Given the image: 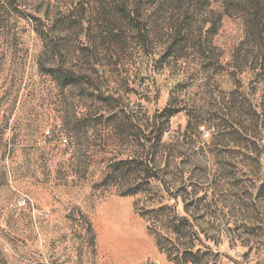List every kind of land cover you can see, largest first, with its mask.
Returning <instances> with one entry per match:
<instances>
[{"label": "rangeland", "instance_id": "1", "mask_svg": "<svg viewBox=\"0 0 264 264\" xmlns=\"http://www.w3.org/2000/svg\"><path fill=\"white\" fill-rule=\"evenodd\" d=\"M250 4L0 0V264H175L149 234V184L103 182L130 160L152 162L179 215L203 199L187 208L211 263L264 264Z\"/></svg>", "mask_w": 264, "mask_h": 264}, {"label": "trees", "instance_id": "2", "mask_svg": "<svg viewBox=\"0 0 264 264\" xmlns=\"http://www.w3.org/2000/svg\"><path fill=\"white\" fill-rule=\"evenodd\" d=\"M250 5H252V13L250 15L253 22L252 28L257 33L255 35L260 39V43H264V0H251ZM165 112L167 113V111ZM164 128V124L158 127V134L160 136ZM154 146L156 145H152L151 147ZM138 164L142 165L141 169H145L144 171L149 170V172H144L149 173V181L142 180L143 182H139L142 174L138 178L131 177L139 167ZM143 165L144 162L136 160L118 162L110 167V171L106 174L103 182L105 186L119 181L123 185L127 184L130 188L128 191L122 193L123 196H135L142 193L145 191V188H142L145 183L149 184V234L155 239L160 253L165 254L170 262L175 264H217L210 261L212 257L210 248L206 247L207 252H203V249L200 248V246H203L200 238L201 233L207 235V233L201 230L200 224H198V220L203 218L204 215L198 216L199 218L192 216L187 208V206L201 203L203 199L198 198V200H195V196H192L196 195L195 192L189 193L191 197L188 201L190 202L184 206V211L189 217L179 215L174 207H171V209L164 203V201L168 200L169 196L167 190L162 188L161 183L158 187L155 186L156 182H158L154 180L156 179L155 166L150 161L149 167ZM181 189H177L176 194H172V196L174 200L181 199L183 203H186L184 202L186 201L184 196L180 194L183 191ZM184 191L187 193L186 190ZM199 212H197L198 215ZM207 239L210 240L211 238Z\"/></svg>", "mask_w": 264, "mask_h": 264}, {"label": "built area", "instance_id": "3", "mask_svg": "<svg viewBox=\"0 0 264 264\" xmlns=\"http://www.w3.org/2000/svg\"><path fill=\"white\" fill-rule=\"evenodd\" d=\"M23 204H25V202H23Z\"/></svg>", "mask_w": 264, "mask_h": 264}]
</instances>
